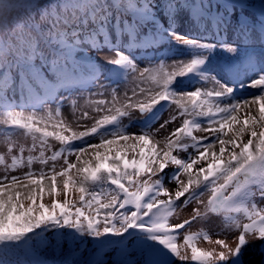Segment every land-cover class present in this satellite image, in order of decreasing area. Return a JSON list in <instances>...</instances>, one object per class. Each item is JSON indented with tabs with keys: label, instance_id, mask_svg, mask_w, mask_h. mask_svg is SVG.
Here are the masks:
<instances>
[{
	"label": "snow or ice",
	"instance_id": "1",
	"mask_svg": "<svg viewBox=\"0 0 264 264\" xmlns=\"http://www.w3.org/2000/svg\"><path fill=\"white\" fill-rule=\"evenodd\" d=\"M224 5L228 16L219 14ZM247 6L201 0L189 17L197 32L183 35L176 31L184 7L178 0H53L41 22L8 29L0 39V264H48L18 259L37 242L52 243L48 232L77 244L91 238L96 250L119 246L121 258L111 264H245L247 249L264 244V63L252 53L239 58L222 33ZM261 17L264 43V3ZM252 31L236 17L237 39ZM169 38L186 58L156 57L141 68L120 51L155 50ZM218 46L230 59L216 70L210 58ZM103 48L115 51L104 58L115 78L105 79L117 86L99 83L103 74L90 52ZM121 76L131 83L123 91ZM185 77L194 90L182 87ZM84 83L98 86L72 98L70 89ZM245 88L258 92L240 97ZM15 134L30 137V145L18 144ZM191 205L188 218L172 222ZM212 216L236 230L234 247L190 230ZM201 241L214 247H199ZM92 255L84 264H109Z\"/></svg>",
	"mask_w": 264,
	"mask_h": 264
},
{
	"label": "rangeland",
	"instance_id": "2",
	"mask_svg": "<svg viewBox=\"0 0 264 264\" xmlns=\"http://www.w3.org/2000/svg\"><path fill=\"white\" fill-rule=\"evenodd\" d=\"M34 1V0H33ZM142 2V0H141ZM179 3L183 4V10L179 11V14L177 15V22L178 26L176 28V31L183 34V35H190L197 32V29L193 26L192 20L189 19L190 16H194L193 12V0H178ZM248 4H261L264 3V0H247ZM225 5L221 6L218 11L221 16H228L232 13V9L225 12ZM216 9L213 10L212 16L214 17L216 15ZM243 17V19H246L248 26L253 29L252 32L249 33V37L245 38L242 42L240 39H235L237 37L238 33H236V17ZM226 33V39L225 43L229 45H235L237 47V56L239 58H245L249 53L253 54V59H258L261 63H264V43L260 41V25L259 23L249 14L246 10H239L236 9L235 15L232 17V22L227 26V30L222 33L224 35ZM229 33L230 36H227ZM126 40V38H125ZM113 41H115V35L113 34ZM209 43H215V37L213 39L208 41ZM121 52H126L130 58H133L135 62L142 68L146 66L149 63V59L155 60L156 57H166L168 62L184 59L187 57L186 50L183 46L179 45L175 41H172L171 38H169V42L164 43L159 48L155 50H136V49H125L124 47H121ZM90 55L95 58L98 71L102 73L101 79L99 83H105V84H111L112 86H117L116 84L112 83L111 80L105 79V77H113L114 75L110 73L111 65H108L105 63V57L115 58V51H110L108 48H103L101 51H91ZM230 59V54H226L225 52L221 51L219 46L217 47L214 55L210 58L211 65L214 69L219 70L227 61ZM87 75V73L85 74ZM253 76L247 77L246 79H252ZM189 78H180L182 87L187 90H194V87L192 85H189L187 83H184V81H187ZM98 85H93L92 83L89 85H77L74 86L72 89H70L71 97L72 98H82L83 96L87 95L89 91H94L95 87ZM119 87L121 91L124 89L131 87L130 80H126L123 76L120 77V84ZM258 92L257 89H251V88H245L243 91L238 93V95L243 94V97H252ZM61 96L68 95L66 92L59 93ZM241 97V96H240ZM15 103L19 104L21 103L19 95L16 94L14 97ZM81 103L83 100L81 99ZM164 103V102H162ZM51 107V105H49ZM27 110H35L31 106H28ZM171 113L169 111H166L164 115L161 118L160 122H163L164 119H167ZM63 115L66 119L71 118V109L68 106V101H65V107L63 109ZM127 123V121H126ZM141 123L139 114L134 113L132 116V130H136V128ZM159 125L156 124L154 127H158ZM176 125H170V127H175ZM3 134H4V128L3 126H0V154L6 152V145L3 142ZM198 135H202L198 133ZM14 139L17 141L18 144H24L25 146L30 145L31 138L30 137H24L19 134L14 135ZM58 147V146H57ZM27 155V153H26ZM74 159V158H73ZM35 167H39L38 165ZM24 171V170H21ZM171 171V170H167ZM0 174H2V171H0ZM18 174V173H13ZM165 184L168 185V179L165 178ZM60 200L63 199V197H59ZM206 200L207 197H204ZM50 199H46L45 203L50 204ZM258 204L260 206H264V200L258 201ZM195 205L189 206L187 209L180 212L178 218H173L172 222H179L183 219L188 218V213L191 211V207H194ZM242 222L244 221V218L241 217ZM191 231H207L211 238L214 240L216 238H227L228 242L231 244V246H235L234 241L232 240V236L236 234V230H228L224 227V221L222 217H216L212 216L207 221L203 222H194L191 229ZM183 232V230H182ZM219 233V235H217ZM90 240H92L90 238ZM182 240V237L180 238ZM131 243V241H129ZM199 247L210 249L214 247V245H210L205 241H201L198 245ZM117 246L116 245H110L108 246V249L106 248L101 249L104 250V253L107 256L111 257L110 262L114 261L115 257H118L116 252ZM111 250V251H110ZM96 251V249L94 250ZM263 258V250H262V244L259 242L253 243L251 247H249L245 253L244 260L245 264H261ZM194 264V262L188 261V262H181L176 260L174 264Z\"/></svg>",
	"mask_w": 264,
	"mask_h": 264
},
{
	"label": "trees",
	"instance_id": "3",
	"mask_svg": "<svg viewBox=\"0 0 264 264\" xmlns=\"http://www.w3.org/2000/svg\"><path fill=\"white\" fill-rule=\"evenodd\" d=\"M52 2L53 0H39V2L34 7H31L30 10L25 13V15L19 20V22L23 23L30 20L37 23L41 22L43 14L51 10ZM7 32L8 30L3 33H0V39L5 38ZM46 236L48 241H52V243L40 244L39 242H37L32 247L37 252L42 253L45 258L51 259L53 264H63V262L65 261V257L68 254V248L76 243L73 241L71 236L67 237L66 241L61 240L60 237H56L54 240L52 232H48ZM84 240L86 241V244H79L78 246L84 247L88 244L90 238L85 237ZM57 244L59 245V247L57 246ZM19 256L18 259L22 261L32 262L28 258H20ZM88 258V254H85L84 251L72 261H75V264H84V262L87 261Z\"/></svg>",
	"mask_w": 264,
	"mask_h": 264
},
{
	"label": "clouds",
	"instance_id": "4",
	"mask_svg": "<svg viewBox=\"0 0 264 264\" xmlns=\"http://www.w3.org/2000/svg\"><path fill=\"white\" fill-rule=\"evenodd\" d=\"M6 7H0V33L15 25L30 10L33 0H5Z\"/></svg>",
	"mask_w": 264,
	"mask_h": 264
},
{
	"label": "bare ground",
	"instance_id": "5",
	"mask_svg": "<svg viewBox=\"0 0 264 264\" xmlns=\"http://www.w3.org/2000/svg\"><path fill=\"white\" fill-rule=\"evenodd\" d=\"M227 36H230L229 33L227 34ZM234 38L237 40V37L234 36ZM239 96L243 97V94H241Z\"/></svg>",
	"mask_w": 264,
	"mask_h": 264
},
{
	"label": "water",
	"instance_id": "6",
	"mask_svg": "<svg viewBox=\"0 0 264 264\" xmlns=\"http://www.w3.org/2000/svg\"><path fill=\"white\" fill-rule=\"evenodd\" d=\"M263 249H264V245H263ZM262 264H264V259H263V261H262Z\"/></svg>",
	"mask_w": 264,
	"mask_h": 264
}]
</instances>
